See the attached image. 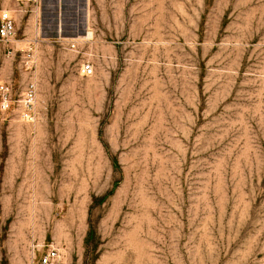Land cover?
Segmentation results:
<instances>
[{
  "label": "rangeland",
  "instance_id": "374dc122",
  "mask_svg": "<svg viewBox=\"0 0 264 264\" xmlns=\"http://www.w3.org/2000/svg\"><path fill=\"white\" fill-rule=\"evenodd\" d=\"M41 1L0 52L38 85L0 114V264H264V0Z\"/></svg>",
  "mask_w": 264,
  "mask_h": 264
},
{
  "label": "built area",
  "instance_id": "2783aa9c",
  "mask_svg": "<svg viewBox=\"0 0 264 264\" xmlns=\"http://www.w3.org/2000/svg\"><path fill=\"white\" fill-rule=\"evenodd\" d=\"M41 0H14V6L10 9L0 7V44L7 49L13 43L17 34V17L20 14H39ZM6 49V51H7ZM83 77H92L94 67L86 63L81 67ZM37 95L38 85L36 81H29L21 91H17L11 83L0 82V114L16 112L26 123L35 124L37 121ZM57 258L54 250L49 251L41 260V264H53Z\"/></svg>",
  "mask_w": 264,
  "mask_h": 264
},
{
  "label": "crops",
  "instance_id": "0c3cea01",
  "mask_svg": "<svg viewBox=\"0 0 264 264\" xmlns=\"http://www.w3.org/2000/svg\"><path fill=\"white\" fill-rule=\"evenodd\" d=\"M14 6V0H11V4L9 6L6 5L5 3V0H0V7H4V8H12ZM6 47L4 45H1L0 44V52H6ZM0 82H7V83H11L13 84L12 82H9V81H0ZM14 85V84H13ZM15 86V85H14ZM21 91V90H20Z\"/></svg>",
  "mask_w": 264,
  "mask_h": 264
},
{
  "label": "bare ground",
  "instance_id": "6f19581e",
  "mask_svg": "<svg viewBox=\"0 0 264 264\" xmlns=\"http://www.w3.org/2000/svg\"><path fill=\"white\" fill-rule=\"evenodd\" d=\"M91 38H92V33L89 32V33H88V36H87V39L89 40V39H91Z\"/></svg>",
  "mask_w": 264,
  "mask_h": 264
}]
</instances>
